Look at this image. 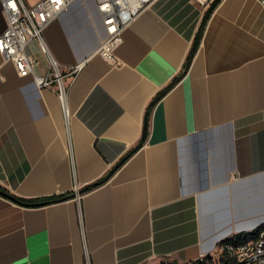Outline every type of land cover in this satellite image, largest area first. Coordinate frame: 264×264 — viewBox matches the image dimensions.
I'll return each instance as SVG.
<instances>
[{"label":"crops","instance_id":"obj_1","mask_svg":"<svg viewBox=\"0 0 264 264\" xmlns=\"http://www.w3.org/2000/svg\"><path fill=\"white\" fill-rule=\"evenodd\" d=\"M33 5L37 0L27 1ZM153 0L124 31L112 64L97 53L104 26L92 0H75L45 29L70 84L66 120L56 88H40L0 53V264H188L225 239L264 225V7ZM7 18L0 5V35ZM27 52L48 72L38 40ZM145 143L103 184L142 138Z\"/></svg>","mask_w":264,"mask_h":264},{"label":"built area","instance_id":"obj_2","mask_svg":"<svg viewBox=\"0 0 264 264\" xmlns=\"http://www.w3.org/2000/svg\"><path fill=\"white\" fill-rule=\"evenodd\" d=\"M75 0H38L28 4L27 0H0V5L7 18V27L0 35V53L5 60L11 61L19 73H32L40 88H56L62 103L66 120H69L68 90L84 67L85 62H79L62 70L47 46L44 31L48 25L62 12L70 9ZM88 2V0H83ZM153 0H92L96 13L104 26L100 36L97 53L112 64L118 63L116 53L118 46L124 40V31L136 18L141 10ZM204 4L213 0H198ZM264 7V0H258ZM36 39L42 50L49 55L50 68L42 74L35 73L37 58L27 52L28 44ZM71 78V83L66 78ZM79 194L78 185L75 187ZM253 232V231H251ZM218 260L223 256L231 260L228 264H264V229L258 236L244 242L223 240L214 252ZM209 254H202L203 260ZM213 255V254H210ZM217 261L216 258H213Z\"/></svg>","mask_w":264,"mask_h":264},{"label":"trees","instance_id":"obj_3","mask_svg":"<svg viewBox=\"0 0 264 264\" xmlns=\"http://www.w3.org/2000/svg\"><path fill=\"white\" fill-rule=\"evenodd\" d=\"M220 0H215V2L211 5V7L208 9V11L206 12L201 26L198 30L197 36L195 38L194 44L192 46V49L190 51V54L188 56L187 62H186V69H188L192 58L194 57V54L198 48V46L200 45L201 42V38L203 35V31L206 27L207 21L212 13V11L215 9V7L217 6L218 2ZM184 75V72L181 73L179 76L175 77L172 82L165 87L162 91H160L158 93V95L154 98V100L152 101L151 107L148 109V113L146 115V119H145V124H144V130H143V134H142V138L139 141V143L133 147L126 155H124L117 163L116 165L112 168V170L105 175L104 177L98 179L97 181L87 185L86 187H84L83 189L80 190V192H85L88 191L94 187H97L103 183H105L112 175L113 173L125 162L127 161L146 141L148 134H149V126H150V113H151V109L154 106L155 103H157L169 90H171L176 84L177 82L182 78V76ZM0 191H2V195L14 200L15 202L22 204V205H27V206H38V205H44V204H48V203H52V202H56V201H61V200H65L68 198L73 197V193H67V194H61V195H54V196H47L44 197L42 199H36V198H24L21 196H18L14 193H12L10 190H8L7 188H5L4 186L0 185ZM264 229V225L260 226L259 228H257L256 230H254L253 232H249L248 234H237L232 238H228L227 240H235L236 242H244L247 241L249 239L255 238L258 236V233ZM231 263V260L226 258V257H221L219 260L214 261L212 259L211 255H207L203 260L198 259L196 261L190 262L188 264H228ZM173 264H177V263H173Z\"/></svg>","mask_w":264,"mask_h":264},{"label":"rangeland","instance_id":"obj_4","mask_svg":"<svg viewBox=\"0 0 264 264\" xmlns=\"http://www.w3.org/2000/svg\"><path fill=\"white\" fill-rule=\"evenodd\" d=\"M27 1H30V0H27ZM38 1V0H37ZM212 256V259L213 258H216L217 260H218V258L216 257L217 255L214 253L213 255H211ZM214 260V259H213Z\"/></svg>","mask_w":264,"mask_h":264},{"label":"water","instance_id":"obj_5","mask_svg":"<svg viewBox=\"0 0 264 264\" xmlns=\"http://www.w3.org/2000/svg\"><path fill=\"white\" fill-rule=\"evenodd\" d=\"M3 192L2 191H0V194H2Z\"/></svg>","mask_w":264,"mask_h":264}]
</instances>
